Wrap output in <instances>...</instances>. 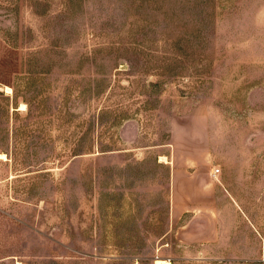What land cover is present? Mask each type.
Masks as SVG:
<instances>
[{"label":"rangeland","instance_id":"obj_1","mask_svg":"<svg viewBox=\"0 0 264 264\" xmlns=\"http://www.w3.org/2000/svg\"><path fill=\"white\" fill-rule=\"evenodd\" d=\"M157 259L264 264V0H0V264Z\"/></svg>","mask_w":264,"mask_h":264},{"label":"bare ground","instance_id":"obj_2","mask_svg":"<svg viewBox=\"0 0 264 264\" xmlns=\"http://www.w3.org/2000/svg\"><path fill=\"white\" fill-rule=\"evenodd\" d=\"M154 264H169V262L168 261H163V260H160V259H157L155 262H154Z\"/></svg>","mask_w":264,"mask_h":264},{"label":"crops","instance_id":"obj_3","mask_svg":"<svg viewBox=\"0 0 264 264\" xmlns=\"http://www.w3.org/2000/svg\"><path fill=\"white\" fill-rule=\"evenodd\" d=\"M212 171H213V170H211V171L209 172V175H208V177L210 176L209 178H211V179L216 177V174H213Z\"/></svg>","mask_w":264,"mask_h":264},{"label":"built area","instance_id":"obj_4","mask_svg":"<svg viewBox=\"0 0 264 264\" xmlns=\"http://www.w3.org/2000/svg\"><path fill=\"white\" fill-rule=\"evenodd\" d=\"M217 172H218L217 168H214L213 171H212L213 174H216Z\"/></svg>","mask_w":264,"mask_h":264}]
</instances>
